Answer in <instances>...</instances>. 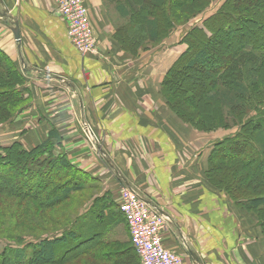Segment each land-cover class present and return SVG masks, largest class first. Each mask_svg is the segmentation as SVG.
<instances>
[{
    "label": "crops",
    "instance_id": "1",
    "mask_svg": "<svg viewBox=\"0 0 264 264\" xmlns=\"http://www.w3.org/2000/svg\"><path fill=\"white\" fill-rule=\"evenodd\" d=\"M82 1L96 40L95 53L85 56L70 44L52 0H0V51L23 74L30 95L20 115L0 126L5 140L30 150L55 129L70 163L99 184L109 201L102 218L81 214L74 229L97 264H141L117 207L120 186L165 218L162 246L184 261L264 264L263 233L253 213L203 181L206 157L200 154L213 140L203 142L160 95L165 71L187 47L171 36L151 55L144 50L131 57L114 35L116 18L107 14L113 9L120 17L117 6ZM106 250L122 259L110 260Z\"/></svg>",
    "mask_w": 264,
    "mask_h": 264
},
{
    "label": "trees",
    "instance_id": "2",
    "mask_svg": "<svg viewBox=\"0 0 264 264\" xmlns=\"http://www.w3.org/2000/svg\"><path fill=\"white\" fill-rule=\"evenodd\" d=\"M137 1L108 0L110 4L117 6L119 15L126 17L129 25L141 24L147 44L157 43L164 36L163 32L164 34L170 32L169 29L174 24L171 17L169 18L170 15H167V7L169 9L170 3L173 2V5L177 7L176 15L185 12L193 13L191 12L192 4L184 0H150L147 2L149 6L145 0H142L143 5L140 6ZM193 1L197 4L201 2V0ZM208 1L210 3L214 0ZM229 1L224 0L218 11L203 23L202 28H191L179 41L187 47L186 51L180 54L165 71L159 91L171 113L196 131L236 130L231 138L225 137L222 141L213 144L207 155V169L203 175L207 177L215 190H223L233 203L238 204L245 211L259 210L260 212L262 208L264 209L263 188L261 191L256 190L258 194H252L254 196H249L251 194L247 196L248 191L243 194V191L235 189L234 186L228 188L221 183L217 184L215 180L220 175L212 171V166L217 159L227 162L236 160L239 163L238 168L247 172L260 188L264 187V90L260 91L256 88L262 80L261 75H264V45H256L253 38L240 44V48L237 52H232L234 55H231L229 60L220 62V57L215 56L217 51L212 47L218 42V37L222 36L220 39L226 40L232 32L236 34V29L230 31L229 22L235 24L241 22L240 17L228 10ZM260 1L264 6V0L253 2L257 4L256 10L264 13V8L258 7ZM196 11H198L197 7H195ZM227 15H229L228 19L225 17ZM222 16L227 19L225 23L220 21L222 30L226 33L221 35V26L216 24L218 35L210 30V23L222 20ZM261 30L264 31V27ZM114 35L122 49L131 55L137 54L131 48H134L133 43H139L143 37H133L128 32L122 35L119 29L115 30ZM240 36L241 38L245 36L243 31ZM191 37L196 39L194 47L197 50L192 42H188ZM228 52L231 51L228 50ZM180 68L189 72L186 76L183 75L188 84L206 91L203 103L212 107L210 115H204L205 113L200 111L201 114L198 113L196 100H194L195 109L192 104H187L189 99L191 101L192 98L197 99L192 94L189 95V91L182 89L180 94V91L174 88L175 81L172 77ZM205 80H210L213 84L217 82L212 86L211 91L207 89V86L205 87ZM25 85L23 74L0 51V126L10 123L28 106L30 95ZM183 95H185V99H182L185 114H182L172 103L175 97ZM62 140L63 138L55 129H50L45 141L30 150L23 148L18 141L9 145L0 143V195L17 197L16 193L19 192L21 197H35L37 207L42 209L61 205L68 200L75 202L73 211L78 208L72 220L65 219L67 224L54 222V231L47 236L33 238L19 247L11 243L5 245L0 252V264H56L63 256L77 252V249L87 252V239L74 231L76 224L81 214H88L90 211L99 214L95 215V219H101L103 216L101 213L107 208L109 201L107 197H102L99 184L95 179L69 162L67 153L63 151L61 145ZM238 149L240 153L229 155L231 151ZM244 150L247 151L246 154L242 153ZM10 185L13 187L9 188ZM260 214L257 216L264 240V215ZM94 221L91 218L92 225H99ZM12 243L15 244V241ZM14 247L17 248L14 249Z\"/></svg>",
    "mask_w": 264,
    "mask_h": 264
},
{
    "label": "rangeland",
    "instance_id": "3",
    "mask_svg": "<svg viewBox=\"0 0 264 264\" xmlns=\"http://www.w3.org/2000/svg\"><path fill=\"white\" fill-rule=\"evenodd\" d=\"M145 1H146L145 3L148 5L147 2H149L150 0H145ZM184 1L186 3L189 2L190 4H192L193 11H191V12H193V13L188 14L187 12H185L184 14L176 15L177 7H175L173 5V2L170 3L169 9L167 7V15L168 16L170 15L169 18L171 17L172 22L174 24L172 25L171 29H169L170 32H167L168 34L165 33L166 34L165 35L163 32L164 36H162V38L159 39L157 41V43L147 44L145 42V40H146L144 38L145 34H144V31L142 30L141 24L140 25H131V24L129 25L126 17H121V16L119 17L117 12L110 11L113 9H107V14H108L109 18L111 15H113V17L116 18L114 20L116 22V26H117V27H115V30L119 29V31L122 35H125L126 32H128L133 37H138V38L143 37L142 40H139V43H137V42L133 43L134 48L133 47L131 48L132 51L137 52V53H141L145 50L144 52L146 53V55H151L153 50H157L158 47L161 46V44H163L168 39L173 38L171 36H175L176 40L178 39V42H179V40H181L183 37H185V34H188L187 32H189L191 30V28H195V29L196 28L199 29L200 27L202 28L203 23L206 22V20L210 19L216 13L218 11V8L224 2V0H214L213 2L209 3L208 0H203V2L201 0V2H199L197 4L196 1H193V0H184ZM253 1L254 0H230L228 2V5H227V7L229 8L228 10H230L237 17H240L241 22H239L238 24L237 23L235 24L233 22H229L231 24L230 27L233 29V30H231V28H230V31L232 32V31H234V29H236L235 30L236 34L234 32H232L231 35H228V38L226 40H221L220 38L222 36H219L218 42L214 44V47H212L213 50L217 51L218 54L215 53L216 54L215 56L220 57L219 58L220 62H223L222 60H229V57L231 55H234V53L232 54V52H234V51L237 52V50L240 48L239 45L243 44V42H247L249 39L253 40V38H254L256 45H260V46L264 45V38H263L264 37V31L261 30V28L264 27V13L263 12L261 13L260 10H256L257 4ZM137 3L139 6L141 4L143 5L142 0H138ZM195 7H197V9H198V11H196L197 13L195 12ZM258 7L260 9L264 8V6H262L261 1L258 4ZM260 15H262V16H260ZM225 17L228 19L229 15H227ZM226 18H224L222 16L221 17L222 20H217V21H213L212 23H210V30H212V32H215V34L219 35V32H217V29H216V27H217L216 24H219L221 26L220 27L221 35L222 34L224 35V33H226V32L225 31L223 32V30H222L223 27H222V24L220 21L225 23L227 21ZM244 19H245V21H244ZM245 22H247V23H245ZM260 26H261V28H260ZM242 31L245 34V36H243L241 38L240 34L242 33ZM94 38H95V36H94ZM193 38L194 37L189 38L188 42H190V43L192 42L193 47H194V45L196 46V44L194 43L196 41V39H193ZM95 46H96V40H95ZM229 47H231V48H229ZM194 48H196V47H194ZM180 50H182V49L180 48ZM196 50H197V48H196ZM228 50L231 52H228ZM127 53H129V52H127ZM137 55L138 54L132 55L131 57H136ZM163 62H165L166 64L168 63V59H167L165 53H163ZM188 73L189 72L185 71L184 68H180L179 70H177L173 74L172 79H173V81H175L174 82L175 83L174 88L176 90H179L180 94H181L182 89L189 91V95L192 94L193 97H195L197 99L192 98V101H191V99H189L187 101V104H192L193 109H195L196 102L194 103V100H196L197 104H198L197 105L198 113L201 114L200 112H204L205 113L204 115H210L211 111H212V107L207 106L206 104L203 103V99L206 96V91L201 90L197 86L188 84V81L187 80L185 81V79L183 78V75L186 76V74H188ZM214 74H215V72H214ZM261 79L262 80L260 82V85L258 87H256V88L260 89V91L264 90V75H261ZM178 81H180V83H178ZM205 81H206L205 87L207 86V89L209 91H211L213 89L212 86L217 83V82H215L213 84L210 80L209 81L205 80ZM177 84H179V85H177ZM182 99H185V95L175 97L172 100L173 101L172 103L176 106L177 109L180 110V112L182 114H185L186 110L183 108V106H185V105L183 104ZM165 105L167 106V109L170 111L169 106L166 103H165ZM184 125L187 127L189 126L186 124H184ZM189 127L192 128L191 126H189ZM84 131L87 132V129H84ZM198 133L202 134L201 136H202L203 142L204 141L208 142V140H211V139L213 140V141L209 142V144H212V145H210V149L208 150V152L205 149H203V151H201L202 153L200 154V157H202V159L204 157H206V159H207V156H205L203 154H206V152H207V154H209V152L211 151V148L213 146V143L214 142L217 143V141L220 142L225 137L231 138V136L235 135L236 130L235 129H231V130L216 129V131H208V132L202 131V132H198ZM0 135L2 136V137H0V143L2 141L1 145H4V143L7 145L11 144L10 141L8 142L5 140L4 135L1 134V131H0ZM203 145L205 146L204 143H202V147H203ZM23 148H24V146H23ZM62 148H63V151H65L64 147H62ZM79 149H81V148H79ZM65 152L67 153V151H65ZM246 152L247 151L244 150L242 153L246 154ZM236 153H240V150L238 149L237 151H231V153L229 155L236 154ZM67 157H68V154H67ZM206 159H205V161H206ZM68 160H69V162H71L70 159H68ZM215 162H216L215 165L212 166V171L216 175H220V177H218V179L215 180L217 182V184L221 183L225 186H228V188H230V186H234L235 189L241 190V192L243 191V194L248 191L247 196L249 194H251L249 196H254L252 194H258V193H256V190L261 191L262 188L264 189V187L261 186V188H260L259 185H256L257 183L252 181V179L250 178L249 174H247V172H245L240 167L238 168V166H239L238 161L232 160V161L227 162V161H221V160L217 159V160H215ZM205 164H204L205 165L204 171L207 169V161L205 162ZM203 176H204V179H203L204 183L208 187L215 189L214 187H212L210 185L207 177L205 175H203ZM11 187H13V186L10 185L9 188H11ZM121 187L122 186H120L119 189ZM24 190H26V189H24ZM220 191L224 192L221 189H220ZM262 192H264V190ZM16 195H17V197L6 196L5 194L0 195V252L5 247V245H7L8 243H11L13 245H17V247H19V246L24 245V243H28L33 238H37L39 236H43V237L47 236L48 234H50L54 231L53 230V228L55 226L54 222H60L61 224H63V223L67 224L66 221H68L69 219L72 220L73 217L77 213L78 208H76V210H74V211L72 208L73 205H75L74 201L68 200V201L62 202L61 205L54 206V207L47 208V209H42L40 207H37L38 206L37 201H36L37 198H35V197H32V198L21 197V193H19V192L16 193ZM90 195H91V193H90ZM240 195H242V194H240ZM252 213L256 219V223L259 226L260 220H259V217L257 215L259 213H261L260 215L263 216L264 215V209L262 208L260 210V212H259V210H254ZM65 219H66V221H65ZM48 229H50V230H48ZM14 241H15V244L12 243ZM16 243H18V244L20 243V244L18 245ZM8 246H11V245H8ZM17 247H14V249ZM80 251H79V249H77V252L68 253L66 256H63V258L61 260H59L56 264H97L98 263L95 260H93L92 258L90 259V257L88 256L86 251H82V250H80ZM106 251L107 252L110 251L108 254V257L110 256V258H109L110 260H112V261L118 260V262H119L120 259H122V258H120L121 255L119 258H117V255H118L117 252L118 251H116V250H113V251L106 250ZM27 253H29V252H27ZM109 259H108V261H109Z\"/></svg>",
    "mask_w": 264,
    "mask_h": 264
},
{
    "label": "built area",
    "instance_id": "4",
    "mask_svg": "<svg viewBox=\"0 0 264 264\" xmlns=\"http://www.w3.org/2000/svg\"><path fill=\"white\" fill-rule=\"evenodd\" d=\"M57 15L67 26L70 44L82 56L95 53V38L82 0H52ZM118 210L125 221L131 246L141 264H191L162 246L166 220L137 192L128 187L119 190Z\"/></svg>",
    "mask_w": 264,
    "mask_h": 264
},
{
    "label": "water",
    "instance_id": "5",
    "mask_svg": "<svg viewBox=\"0 0 264 264\" xmlns=\"http://www.w3.org/2000/svg\"><path fill=\"white\" fill-rule=\"evenodd\" d=\"M13 24H14V27L11 29V32H12L13 38H15L17 42H19L20 38H19L18 24L16 23H13ZM83 127L87 129V126L85 124H83Z\"/></svg>",
    "mask_w": 264,
    "mask_h": 264
}]
</instances>
